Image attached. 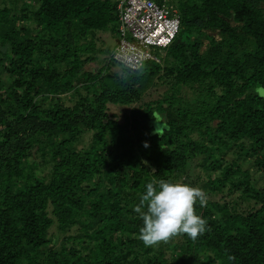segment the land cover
Segmentation results:
<instances>
[{
  "label": "trees",
  "instance_id": "16d2710c",
  "mask_svg": "<svg viewBox=\"0 0 264 264\" xmlns=\"http://www.w3.org/2000/svg\"><path fill=\"white\" fill-rule=\"evenodd\" d=\"M169 2L177 37L129 73L114 0H0V264H264V0ZM161 180L207 194L197 240L139 239Z\"/></svg>",
  "mask_w": 264,
  "mask_h": 264
},
{
  "label": "clouds",
  "instance_id": "9594fccd",
  "mask_svg": "<svg viewBox=\"0 0 264 264\" xmlns=\"http://www.w3.org/2000/svg\"><path fill=\"white\" fill-rule=\"evenodd\" d=\"M122 69L129 73L142 71L143 64L129 57L122 61ZM256 92L264 96V87H258ZM155 121L161 127L154 131L161 135L162 121ZM155 184L156 182H149L146 185L145 194L134 208L143 221L139 239L146 247L156 246L160 242L168 243L173 237L182 234H187L195 241L207 231V221L196 214L194 207L197 201L201 207L207 205V194L202 189L161 180L158 182V190Z\"/></svg>",
  "mask_w": 264,
  "mask_h": 264
},
{
  "label": "built area",
  "instance_id": "2783aa9c",
  "mask_svg": "<svg viewBox=\"0 0 264 264\" xmlns=\"http://www.w3.org/2000/svg\"><path fill=\"white\" fill-rule=\"evenodd\" d=\"M118 14V42L111 58L122 66L129 57L142 64L160 63L180 31V18L170 0H114Z\"/></svg>",
  "mask_w": 264,
  "mask_h": 264
},
{
  "label": "rangeland",
  "instance_id": "374dc122",
  "mask_svg": "<svg viewBox=\"0 0 264 264\" xmlns=\"http://www.w3.org/2000/svg\"><path fill=\"white\" fill-rule=\"evenodd\" d=\"M102 39H103L104 43L106 44L105 47H108L109 50H112V47L116 44V42L110 36V34L109 33L103 34L102 35ZM99 57H100V59L105 60L107 55H101ZM100 66H101V64L94 62V63H90V64L86 65L85 69L87 71H89V72H95ZM116 69L117 68H114V70H116ZM164 90H165V86L158 87L157 88V93H156V89L151 91L150 98H156L158 96V94L162 93ZM255 92H256V90H255ZM256 94L259 95L257 92H256ZM259 96L264 99V96H261V95H259ZM127 111H128V109H126V108H114V109H112L111 114L112 113L115 114V116H117V119L119 120V122H122L123 121L122 117H123L124 113H126ZM153 127H154V129H156V128L161 127V126L159 124H154ZM88 140L89 139L86 138L84 140V143L88 142ZM231 156L232 155H229L228 158H232ZM254 176L260 182L262 181V178L264 177V176H262V175H260L259 173H256V172H254Z\"/></svg>",
  "mask_w": 264,
  "mask_h": 264
},
{
  "label": "crops",
  "instance_id": "0c3cea01",
  "mask_svg": "<svg viewBox=\"0 0 264 264\" xmlns=\"http://www.w3.org/2000/svg\"><path fill=\"white\" fill-rule=\"evenodd\" d=\"M115 42H116V41H115ZM116 43H117V42H116ZM115 45H116V44H115ZM115 45L112 47V50H110V53H109V56H110V57H111V55H112V51H113ZM115 68H117V70H118V67H115Z\"/></svg>",
  "mask_w": 264,
  "mask_h": 264
}]
</instances>
